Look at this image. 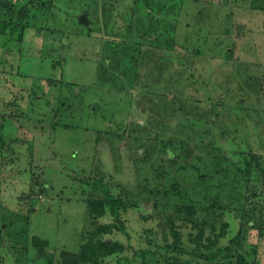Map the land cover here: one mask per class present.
<instances>
[{"label":"rangeland","instance_id":"rangeland-1","mask_svg":"<svg viewBox=\"0 0 264 264\" xmlns=\"http://www.w3.org/2000/svg\"><path fill=\"white\" fill-rule=\"evenodd\" d=\"M50 5V10L30 9L35 17H30L20 40L19 31L13 34L0 26V224L6 228L8 219L14 218L2 232L0 264H20L14 251L23 250L25 240H12L10 234L22 228L28 229L29 237L49 240L48 255H38L29 245L28 264H62L59 250L99 244L89 233L100 224L110 225L103 238L117 244L116 253L102 264H164L163 254L204 263V258L191 252L228 245L240 229L244 236L239 246L233 244L235 252L251 259L256 255L264 264V232L259 229L264 224V175L235 183V206L244 203L243 218L236 209L220 213L230 198L225 182L217 196L209 185L212 182L200 184L197 176L202 172L192 167L183 174L186 186L180 188L189 195L178 200L170 190L160 193L168 191L165 198L177 204L165 205L164 196L153 197L151 181L149 190L143 187L149 171L155 176L163 164L161 137L145 136L149 130L177 135L159 129L164 124L161 114L183 113L176 103L183 105L184 113L210 110L220 116L209 126L208 121L194 118L201 124V150L187 151L190 158L198 153L209 161L210 151L220 154L222 149L227 161L241 160L242 152L264 154V0H50ZM84 11L93 23L91 29L78 21ZM162 14H169L174 25V46L171 38L162 35L163 42L155 49L156 56L169 54L158 58L157 63H165L162 69L159 72L149 62L135 65L140 80L131 86L128 81L134 71L125 77L104 66L119 55L111 45L122 44L125 57L135 53L140 42L150 45L162 32L157 21ZM151 23L157 33L145 34ZM120 57L123 64H133ZM113 72L119 84H112ZM171 74L179 77L180 85ZM49 78L55 81L51 84ZM152 82L154 95L139 89ZM121 91L131 92L132 105V98ZM11 103L19 115H10ZM88 106L96 114L91 115ZM166 107L168 111L163 110ZM122 123L126 128L117 127ZM135 123L144 127L131 136ZM169 125L171 129L176 124ZM111 130L121 135H110ZM173 151L168 150L169 157ZM98 176L109 177L113 192L128 204L120 209L119 220L109 212L97 218L89 215L91 208L84 198L94 194H83L81 179ZM201 199L208 203L196 204L194 209L187 206ZM215 199L217 205L208 208ZM208 237L216 243L210 244ZM176 240L188 251L164 248ZM141 251L147 256H139Z\"/></svg>","mask_w":264,"mask_h":264},{"label":"trees","instance_id":"trees-1","mask_svg":"<svg viewBox=\"0 0 264 264\" xmlns=\"http://www.w3.org/2000/svg\"><path fill=\"white\" fill-rule=\"evenodd\" d=\"M18 1L19 0H16V1L15 0H0V23H1L0 26H2L4 29L9 28V30H11V33L13 34H16V32L19 31L17 38L20 40L23 37L26 27L29 24H31L30 17L31 16L35 17L34 15H32V12H30V9L32 10L35 8L46 7L47 9L50 10L52 6L50 5V0H47V1L45 0H26V2L22 3L21 5L18 4ZM29 6H31V8H29ZM146 15L151 16V14H146ZM167 15L169 14H162V17L157 19V21L159 20L158 23L162 24L161 29H160L162 31L161 33H157L158 29L157 28L155 29V27L153 28V25H154L153 23H151L150 26L146 27V30L144 31L145 34H152L153 32H156L157 35L154 37V39L151 42H149L150 45L148 46H146L144 42H140L139 44H137V46H135L134 48L135 53H131V55L128 54L127 57H125L126 53H124V50H122L123 49L122 44H121V47H118L119 45L118 43H115V42L112 43L111 46L113 48L116 47V51L115 50L114 51L118 53L119 55L116 56V60H112V61L110 60L108 64L104 62L105 64L104 66L108 65L114 68L117 72H120L125 77H128L131 71H134L135 73L132 74L131 77H129L130 79L128 81L129 82L128 84L131 86L132 85L134 86L135 84L138 83V80H140V76L137 73L138 71H136L137 65L141 67L143 64L146 63L148 66V62H149V65L151 64L153 68L157 67L160 72V69H162V66L165 63L164 64L163 62L157 63L159 60L158 58H162L168 53H165V55L157 54L158 56H156L155 49L159 48V44L163 42L162 35L165 37V39H168V40L169 38L172 39L173 41L172 46H174V41H175V36H174L175 28L172 22L168 20ZM150 30H153V31H150ZM167 43H170V42H166V44ZM159 53H161V51ZM230 55H232V52L230 53ZM120 56L124 58V61L127 60L133 64H131L130 66L123 64L122 58ZM167 56H169V54ZM167 56L166 58H168ZM139 59H141V61H138ZM142 60L144 61L142 62ZM133 67H134V70L132 69ZM113 73H112V76H113L114 81L112 84L113 85L119 84L120 78L117 79L116 72H113ZM171 76L173 79L176 80L177 84L180 85L181 81L178 80L179 77L172 75V74ZM48 81L52 84L55 80L52 78H49ZM153 82L145 86H140L139 89L143 87L147 95H154L156 93L154 91V87L156 86V84H153ZM123 93L124 95L126 94L131 97V92L123 91L122 94ZM133 100L134 99L132 98L131 105L133 104ZM167 101L171 103L170 100H167ZM164 104L166 103L164 102ZM11 105H9L8 107V109H10V115L13 117L19 115L20 111L19 113H14L15 105H13L12 103ZM176 105H177L176 109L182 111L183 113L178 117H174L176 112L172 116L161 114L160 121L164 124L159 129L160 131H165V129H168L169 131H172L177 135L175 136L173 135L172 137L170 135H164L165 133H162L161 135L159 134V132H152L149 130L147 132V135L145 136V138L152 139V140H157V137H161V140H159V144L161 146L159 148V151L163 155V157H160V160L163 162V164L160 165L161 170H158L155 176H152L151 172L149 171L148 176L146 178V182L143 183V187L146 190H149L150 187H148V183H150L151 181L152 189H150L149 191L151 195H153V197H156V199H159L160 197L164 196L163 199H166V200H163L165 205L166 203L167 204H177L175 199L171 198L172 199L171 201L170 198H165L168 195V191L165 192L162 196L160 193H163V190H170L177 197L178 200L184 198L185 195H189V192H187L185 189L184 191H181L180 188L182 187L185 188L186 180L184 179L183 174L186 172H190V167H192L196 169L198 172H202V174L199 177L197 176V179L199 180L200 184H202L203 181L208 182V184L212 182L209 185L210 187H212V191L216 192L217 196L219 195V192H220L219 187L221 188L222 186H225L222 184L223 182H225L226 187H227V192L230 194V198L225 202L224 208L223 209L221 208L222 211H220V213L222 214L224 213L226 214L228 212L231 213L232 209H236L237 211L241 212V216L243 218L242 211H244V205H243L244 203L242 202L241 206L239 207L235 206L236 201L234 200V194L237 190L235 183L239 181L240 179L247 182L253 176L264 175L262 173V171L264 170V154H260L254 151L242 152L243 158L241 160L238 159V160H233V161H227L228 154L226 151H223L222 149L221 150L222 152L220 154L219 152L217 153L216 151L215 152L210 151V155H212L213 159L209 161L204 160L203 158L205 156L204 154H198V153H196L190 158L186 154L187 151L193 152L192 151L193 149H196L197 151L201 150V148L199 147V143H198L199 142L198 140L200 139L198 136V131L201 129V124L197 123L195 119H198V121H203V120H205L206 122L208 121V126H209L211 122L216 123L220 119V116L218 115V113L211 112L210 110H208V113H198V112H195L194 110H193V114L184 113L183 105L181 103H176ZM90 107L91 106H88L90 114L91 115L96 114L94 113V110H92ZM167 109L168 107H166V109L163 108L164 111H168ZM56 112H59V110H56ZM140 112H142V110H140ZM53 123L59 125V122L57 121H54ZM172 123H175L176 125L173 128L171 127L170 129L169 124H172ZM124 125L125 124L122 123V126L118 125L117 127L126 128L124 127ZM143 127L144 126L141 125L140 123H135L134 126L131 127V133H132L131 136L134 133L139 132L140 130L142 131ZM116 132L117 131L115 130H111L109 134L117 135V136L121 135V134H116ZM178 135H181V137L180 136L178 137ZM0 137L2 138L1 135ZM170 137H172V139H170ZM152 145H153L152 149H154L156 146H154V144ZM169 149L174 150L173 155L171 157L168 156ZM136 154L138 156H141L139 149L136 150ZM219 155H222V156L218 157ZM186 158H190V161L188 162L187 161L188 159L186 160ZM178 159H181V161L178 162ZM218 179L220 180V182L218 181ZM81 180L83 184V194L84 195H86L87 193L94 194V197L89 198V196H86L84 198L85 202L87 203V207L91 208V210L89 211L90 217L97 218L98 215L101 216L109 212L113 218L119 220L120 209L123 207L126 208L128 204L127 202H125L124 198L121 195L115 194L113 192V186L111 184L109 177L108 178L104 176L88 177V178H83ZM155 180H158V183H154ZM171 184H173L172 187H170ZM218 184H220V186H218ZM199 196H203V195H199ZM182 201L183 200H181L180 203H182ZM215 201H217V199H215L213 203L209 204L208 208H213L214 206H216L217 204L215 203L217 202ZM155 203L157 204L158 202H156L155 200ZM200 203L206 204L208 202H204L202 201V199L197 200V201L193 200L192 202H190V204L188 202L187 206L194 209L195 205L200 204ZM18 214L24 215L21 212H18ZM6 217L7 216H5V218ZM26 217L29 218L28 216ZM8 221L9 223H5L6 228H3L2 226L3 222L0 224V240L2 237V232L7 229V225L13 223L14 218L11 217L8 219ZM227 224H228L227 221H225L224 224H222L223 227L220 232L221 235L225 233L223 229H225V225ZM109 226L110 225L108 224H100L98 226V230L89 233V235L94 236V238H91V239L95 240L98 238L99 244L97 246L93 247L94 244L87 242L82 245L83 246L82 249L79 248L77 250H69V249L59 250L60 262L62 264H82L83 262L91 261L88 264H102L104 258L116 253V249H117L116 242L114 241L110 242L109 239L103 238L104 236L103 232L108 231V229H110ZM259 229L260 231L264 232L263 223L259 226ZM241 232L242 230L240 229V233L237 235V238L234 237L230 239L228 245L217 246L211 252L208 251L206 253H203L200 250L191 252V254L197 257L204 258L205 259L204 263H201L200 261L194 262L192 258H184L181 256L172 255V254H163L162 258L165 260L164 264H260L256 255L254 258L251 259V258H248L246 253L242 251L235 252L233 244L236 243V246L240 245V243L242 242V237L244 236L242 235ZM10 235H11L10 238H12V240L14 239L17 242H22L23 239L25 240L22 242L24 244L23 250L14 251V252H18L19 254V257H17V261L18 262L20 261V264L29 263L28 262L29 245H31L33 248L37 250L38 255L40 256L43 254L48 255L49 240L46 238H41L38 235H33L32 237H29V231L28 229H26V227L24 229L22 228L18 232H15L14 235L13 234H10ZM21 236H24L25 238L23 237L21 239ZM208 241L210 242V244L216 243L214 242L215 240H213L212 237H208ZM178 242L179 241L176 240L172 242L171 244L165 245L164 248L168 251L173 250L175 252H187L188 249L182 247V245H180ZM200 244L201 242H199V245ZM208 248H211V246H208ZM95 254L98 257H95ZM137 254H139V256L143 258L147 256V254L142 251L137 252ZM22 257L25 259L24 263L21 262L24 260L22 259ZM49 264H53L52 261ZM144 264H150V263L145 261ZM153 264H156V263L154 262Z\"/></svg>","mask_w":264,"mask_h":264},{"label":"water","instance_id":"water-1","mask_svg":"<svg viewBox=\"0 0 264 264\" xmlns=\"http://www.w3.org/2000/svg\"><path fill=\"white\" fill-rule=\"evenodd\" d=\"M78 21L85 25L88 29L92 28V21L88 17V13L86 11L82 12L81 15L78 18ZM238 28L240 29L241 26L239 25ZM174 74H177V72H174Z\"/></svg>","mask_w":264,"mask_h":264}]
</instances>
